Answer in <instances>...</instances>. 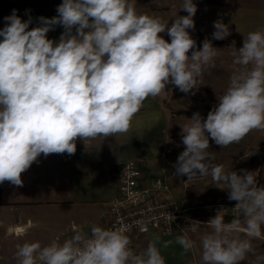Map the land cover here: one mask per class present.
Instances as JSON below:
<instances>
[{
    "label": "clouds",
    "instance_id": "clouds-1",
    "mask_svg": "<svg viewBox=\"0 0 264 264\" xmlns=\"http://www.w3.org/2000/svg\"><path fill=\"white\" fill-rule=\"evenodd\" d=\"M181 9L188 14L177 15L171 24L138 13L136 0H62L57 16L40 17L39 26L30 30L31 19L22 20L16 10L5 17L0 29V183L23 186L21 174L41 154L73 155L77 139L126 133L144 101L166 92L169 84L183 93L198 89L205 68L215 67L218 49L207 38L197 49L188 31L195 28L197 6L183 0ZM55 25L64 28L58 41L47 38ZM213 27L215 40L231 34L220 20ZM165 32L170 42L161 35ZM231 48L236 67L229 85L206 119L196 112L182 128L185 149L175 164L177 176L191 180L210 173L214 184L227 185L228 199L240 214L225 222L219 210L204 223L210 231L200 237L203 264H241L254 254L252 240L261 237L264 226V188L257 186L253 172H227L210 163V138L225 148L252 130H264V31L250 32L242 47ZM129 230L127 225H93L90 235L77 230L63 243L59 238L44 246L25 242L15 254L17 264H165L159 238L137 254ZM176 242L185 252L196 248L186 234Z\"/></svg>",
    "mask_w": 264,
    "mask_h": 264
},
{
    "label": "crops",
    "instance_id": "crops-1",
    "mask_svg": "<svg viewBox=\"0 0 264 264\" xmlns=\"http://www.w3.org/2000/svg\"><path fill=\"white\" fill-rule=\"evenodd\" d=\"M226 1H232L225 6L232 10L238 39L246 38L250 32L264 31V0ZM61 3L62 0H0V29L7 23L4 18L16 10L22 20L31 19L30 30L39 26L40 17L57 16ZM63 32L62 26L55 25L47 38L58 41ZM168 139L166 111L157 97H149L132 118L126 133L85 142L77 139L73 155L54 153L44 157L41 154L21 174L23 186L9 181L0 183V264H17L15 254L25 242L38 241L44 246L59 238L63 243L77 230L90 234L93 225L104 228L109 221V207L116 194L122 165L138 161L147 178L160 176L167 171L164 158ZM173 178L169 182L175 199L206 202L190 191L181 190ZM208 231L203 224L188 235L196 242V248L189 252L176 242L180 234L143 236L136 241L133 251L138 254L150 241L159 238L157 246L165 264H203L200 237Z\"/></svg>",
    "mask_w": 264,
    "mask_h": 264
},
{
    "label": "rangeland",
    "instance_id": "rangeland-1",
    "mask_svg": "<svg viewBox=\"0 0 264 264\" xmlns=\"http://www.w3.org/2000/svg\"><path fill=\"white\" fill-rule=\"evenodd\" d=\"M226 0H193L197 6V12L193 17L195 28L189 29L191 37L196 41L197 49L202 48V42L207 38L217 48V56L214 58V68H205L202 77L198 78L197 87L189 93L179 91L174 85H167L166 92L157 96L165 109L168 119V149L164 165L169 174L174 175V180L181 186V190L190 191L198 195L206 202L235 205V201H229L227 185L213 183L211 174L197 176L188 180L186 175L177 176L175 164L179 154L184 151L182 143V128L191 123L190 117L184 113L194 114L199 112L201 116L208 112L217 102V97L222 95L229 85L230 76L234 70V48L242 47L244 39H238L237 28L232 22L230 9L225 4H232ZM183 0H136V11L140 14L159 17L163 22L171 24L178 16L188 13L181 9ZM220 20L229 25L231 34L223 40H215L212 33L215 31L213 24ZM248 26V24H246ZM250 26H254L250 24ZM166 40L170 38L167 33H162ZM233 42L235 44L233 45ZM191 55V50L189 52ZM209 151L212 155L210 163L223 165L225 171H235L242 174V170L253 172L256 184L264 188V130H252L239 143H233L225 148L215 144L210 138ZM171 176V175H170ZM188 187V188H187ZM187 188V189H186ZM224 188V189H221ZM205 202V203H206ZM201 203V202H196ZM240 215V214H238ZM237 216V215H235ZM233 217V216H227ZM243 223V217L240 216ZM211 218L203 219L205 222ZM241 238L244 234L241 233ZM254 254H247L241 264H264V226L260 238L252 240Z\"/></svg>",
    "mask_w": 264,
    "mask_h": 264
},
{
    "label": "built area",
    "instance_id": "built-area-1",
    "mask_svg": "<svg viewBox=\"0 0 264 264\" xmlns=\"http://www.w3.org/2000/svg\"><path fill=\"white\" fill-rule=\"evenodd\" d=\"M172 177L169 171H163L160 176L147 178L138 161L124 163L118 175L115 197L110 203L109 221L104 228L129 226L127 235L133 250L136 241L146 235L188 236L205 223L203 219L213 218L219 210H223L224 217L239 214L235 205L178 201L171 193L169 181ZM140 227H146L147 231L141 232Z\"/></svg>",
    "mask_w": 264,
    "mask_h": 264
},
{
    "label": "trees",
    "instance_id": "trees-1",
    "mask_svg": "<svg viewBox=\"0 0 264 264\" xmlns=\"http://www.w3.org/2000/svg\"><path fill=\"white\" fill-rule=\"evenodd\" d=\"M186 116H188V117H192V114H189V113H184ZM202 118H204V119H206V117H207V115H204V116H201ZM234 217H236V216H233V217H225V222H229V221H231V219H233Z\"/></svg>",
    "mask_w": 264,
    "mask_h": 264
}]
</instances>
